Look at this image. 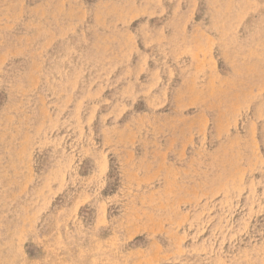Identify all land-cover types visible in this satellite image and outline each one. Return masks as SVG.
<instances>
[{"label":"rangeland","instance_id":"rangeland-1","mask_svg":"<svg viewBox=\"0 0 264 264\" xmlns=\"http://www.w3.org/2000/svg\"><path fill=\"white\" fill-rule=\"evenodd\" d=\"M0 264H264V0H0Z\"/></svg>","mask_w":264,"mask_h":264}]
</instances>
